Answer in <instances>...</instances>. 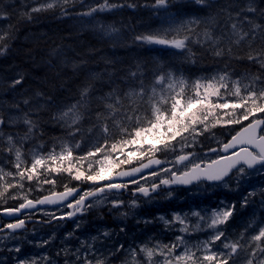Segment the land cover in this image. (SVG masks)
I'll return each instance as SVG.
<instances>
[{
	"label": "rangeland",
	"instance_id": "1",
	"mask_svg": "<svg viewBox=\"0 0 264 264\" xmlns=\"http://www.w3.org/2000/svg\"><path fill=\"white\" fill-rule=\"evenodd\" d=\"M103 1L105 2V0H67L66 3L65 0H36L28 3V10L26 12L29 13V15H33L50 11L49 9L56 6H62L63 8L70 7L75 10L74 12L84 13V15H79L82 16L80 18H73V20H71L73 24L77 22L85 23L87 21L89 22L88 26L94 29L100 37L116 40L120 39L121 31L119 27L113 23L105 22L100 15L98 16L97 11L92 12L91 15L85 14L91 9L96 8L97 5ZM172 1L178 2L179 0H168L166 7L155 6V9L160 11L161 14L158 18L146 24V31L144 30L143 32L144 36L167 31L168 37L171 38L177 35L176 30L179 29L181 37L187 35L188 37H193V40L197 42V45H195L197 53L201 52L199 40H202V42L210 40L209 43L204 45L210 48L217 47L222 40L223 48L228 51L229 49L242 45V40L239 44L235 43L238 37L233 34V30L231 29L232 23H238L242 31L248 33L247 37H257L254 43L255 46H264V37H260L261 34H264V0H259L261 1L260 5L258 9L253 12H245V3L247 8L249 6L255 7L258 3L257 0H207L206 4H198L196 0H188L201 7L212 6L213 9L202 14L194 13L189 9L179 18L174 17L168 12V9L172 6V3H170ZM53 2L55 6L52 8H44L36 12L32 11L33 8H40L42 5ZM112 10L113 8L105 9L101 11V14L111 12ZM245 17H247V19H245ZM190 21H199V23H189ZM248 21L252 23L250 24ZM218 24L219 28L225 31L221 34L224 35L223 37L219 34L211 37V39H206L204 35H202L204 32L209 31V28ZM254 25H259L260 27L256 28ZM11 27V22L4 20V18L0 19V43L11 35ZM217 28H215V30ZM22 39L28 41L33 38L31 36H24ZM152 46H155V43H152ZM253 51L254 50L251 48L246 47V52L248 54L254 53ZM191 57L192 53L188 52L186 55V66L196 75L194 80L200 77L210 78L223 73V67L218 64L211 65L210 57L206 58L203 54H200L198 60L201 63H206V65L200 66L196 65ZM156 58L159 59V56L156 55ZM254 62L256 64L255 67H247L240 72L241 75L249 78L247 81L241 83H249L253 76H258L260 77V81L257 82L256 86L264 87V67H261V64L257 61ZM165 64H168L167 61ZM172 67L173 66H170L165 73L172 72L175 74ZM249 68L251 69L249 70ZM129 71L130 70L127 72ZM13 78L17 79L15 74ZM4 79L5 76L0 73V83H3ZM130 87L132 86L124 84L118 93L123 96ZM157 87L159 88L160 86ZM104 96L106 95L92 93L89 96V102H92L93 105L89 107L88 112L92 111L96 106L95 101L101 103V111L105 112L104 104L100 100V98ZM80 100V96H74L63 104L58 111L57 121L59 129L68 131V136L49 140L44 144H33L31 142L33 132L37 129L36 127L33 129L28 139H22L28 132V125L24 123L26 116H24L19 109L6 108L0 101V119L4 120V124L0 125V168L7 167L4 170L6 173L15 174L17 172L16 168L12 169L15 163V154L14 152L10 153L6 150L8 146L7 137L9 135L13 137L16 146L21 148V159L25 162L26 166H30L33 152H39L42 156H47L53 148H55L56 152H60L62 144L67 143L69 146H72L75 144V138L81 140L84 146L81 147L83 148L82 152H77L75 154L77 156L84 155L94 146L103 144L105 139L108 140L109 144L112 143L114 139L109 140L102 132L99 125L92 130L86 131L80 125L81 120L78 124L70 128L65 120H60L58 118L63 112L67 111L71 105L77 104ZM81 108L82 107L79 108V111L82 113ZM246 123L247 122H245V124ZM22 126H25L22 130L17 129ZM243 126L244 125L224 126V128L219 131H209L205 133L204 136L203 134L198 135L195 138L196 143L194 146L184 148L183 151H181L180 144H172L175 150H169V155L165 158V165L155 170L159 172L160 175L152 176L151 172L136 179L139 183H126L129 189L128 192L126 190L122 193L105 191L104 194H99V196L90 201L87 207L88 212L76 220L70 221L63 218L69 213V209L66 206L41 210L38 215L31 216L37 220L33 221L30 230L26 234H21L19 238L11 234H3L0 236V264H20V261H25L26 264H33V261H35V264H87L88 260L92 261V264H96L98 260L104 261V264H133L132 250H136L137 255L135 256V261L138 262V264H148L147 257L144 253L140 252V248L144 246L148 248H157L160 242H166L160 245L177 244L176 238L182 236L186 244L189 247H193V250H195V246L198 243L208 239L212 230L207 229L205 221L199 220V218L193 216L192 213L199 212L201 216L207 219L212 211H219L224 208H232V216L225 224L219 226L220 229L224 231L227 242L239 240L241 244L246 246L245 249L238 251L237 255L230 261V264H246L247 260L250 258L249 253L255 248L256 243L251 240V237L258 234L259 229L264 227V168L259 167L255 170L246 169L245 174L242 176L235 172L229 179L220 184L200 183L197 186L187 189H167L148 198L140 196L134 197L132 193L133 189L142 186H150L153 183L160 182L161 179L169 178L170 173L162 171L165 168L171 169L172 172L176 173L187 170L185 165L188 162H176L179 155H184L189 152L194 153L195 155L192 157V160L197 163L211 162L217 159L219 156L223 155L221 153L222 144L226 143L229 138L235 135ZM12 127H14L16 132L15 130H10ZM75 128H79L80 131L76 132L75 136L70 135V132L74 131ZM112 128H110V131ZM190 141L191 137H189V142ZM74 149L75 147H73V151ZM209 149H217V151L210 152ZM102 157L103 153L97 154V158ZM53 167H55V165H53ZM38 171L45 172V170L39 168V166ZM61 172L66 173L64 171H60L59 173L49 171L46 173L48 174L47 178L51 180L60 178L59 174ZM74 173L75 169L73 175ZM73 175L70 176L73 177ZM45 178H39L38 180L34 176L31 181L27 179L21 181L18 176L15 178L13 176H5L4 180H0V193H3V195H0V209L6 206L24 203L27 199L35 196L39 197L51 193L53 190H50L51 188L49 187L52 183L39 182L40 180L43 181ZM84 181H86L82 183L86 188L84 192L93 191L100 187V185L93 184L95 182ZM9 183L14 186L7 188V184ZM20 183H23V188L19 187ZM2 184L3 186H1ZM63 185V188H65V186L68 187L66 183ZM164 205L169 208L168 211H161ZM175 205H180L181 208L172 210V207ZM117 211L124 217H126L125 213H127L129 217H134L142 214V211H145V219L141 216H136L135 218L138 223L143 222L144 225L153 223L155 219V217L151 218L150 216H146V212L155 211L158 221L164 224V229L167 232L170 242L164 240L157 241L153 237L155 243H150V235L146 231V228V239L140 242L141 235L144 232L143 229L139 230V232L130 230L128 232L130 236L129 245L125 250L116 252L115 249L119 248L121 244L119 243L114 248L110 240H106L107 238L110 239L111 236L118 238V235H120L117 229L113 230V233L110 232V228L112 227L109 223L110 215H112L122 227L128 228L127 224H130L127 219H121L115 215ZM235 212H240V216L233 219V213ZM175 214H179L186 218V223L189 228L192 229L190 232L185 233L180 231L183 226L174 221ZM162 217L163 219H161ZM165 221H171V223H165ZM197 223L201 225L200 230H195V225ZM100 234L103 236L98 238ZM137 236L138 238L133 239V237ZM241 237H243V239H241ZM124 238L125 236H120L119 240ZM98 242L105 243L104 249L101 252L95 250V248L98 247ZM260 243L264 246V239H262ZM221 245L222 242L218 241L216 249H221ZM100 247L103 248V244H100ZM17 248L19 251H16ZM183 249L184 245L178 244L175 250L176 254L182 253ZM199 254L200 253H198V255ZM256 256L257 259L254 260L253 264H258L259 260L264 259V254L259 251H257ZM163 259L162 256L156 254L152 258V264H160ZM8 261H10V263H8Z\"/></svg>",
	"mask_w": 264,
	"mask_h": 264
},
{
	"label": "snow or ice",
	"instance_id": "2",
	"mask_svg": "<svg viewBox=\"0 0 264 264\" xmlns=\"http://www.w3.org/2000/svg\"><path fill=\"white\" fill-rule=\"evenodd\" d=\"M65 2L67 3V0ZM196 2L198 4H206L207 0H196ZM167 3L168 0H155V6L166 7ZM54 6V2L48 3L40 8H33L32 11H41L44 8H52ZM115 7L117 5L109 4L105 0L99 6V10L103 11ZM95 11L97 9L93 8L85 14L91 15ZM247 11L253 12L255 9L249 6ZM248 22L252 23L251 21ZM189 23H199V21H190ZM254 27L258 28L260 26L254 25ZM231 29L233 34L238 37L235 41L237 44L248 35L247 32L242 31L238 23H232ZM176 31L177 35L171 38L168 37L167 31H165L147 36H138L137 39L148 43L171 45L176 49L183 50L187 47L186 42L189 37L187 35L181 37L179 29ZM203 35L206 39H211L210 32L206 31ZM230 51L231 49H229ZM222 54L223 50L215 52L217 56ZM248 59L257 61L261 64V67H264V52L256 55L249 54ZM131 75L136 76L137 74L131 73ZM258 81H260V77L253 76L249 83L242 84L241 80H232L227 73H222L210 78L198 79L189 84L183 77H177L174 73L167 72L155 74L154 81L148 88L145 87L143 81H140L137 88L130 87L123 96L114 89L107 93L106 96L100 98L104 104L105 112H98L96 121L105 136H109L111 131L108 121L111 120L113 128L119 131L121 136L119 140L109 144L108 140L105 139L103 144L94 146V151L89 150L84 155L79 156H74L73 154V147L79 148V143L72 146L64 143L61 145L60 152H56L55 148H53L47 156H42L39 152H33L32 162L30 166H26L21 159V148L16 146L13 137L9 135L7 137L8 146L6 150L10 153L14 152V167L17 172L15 174L6 173L0 168V180H4L5 176H13L14 178L18 176L21 181L24 179L31 181L35 176L39 180V176L42 173L38 171V166L45 170V176L49 171H55L56 173L64 171L73 175L75 169L73 178L78 181L82 179L91 182L114 180L113 172L121 164L131 163L134 158L142 159L149 154L154 156L160 150L174 151L175 149L171 142L176 141L177 137H180L179 143L181 151H183L184 148L194 146L196 143L195 138L198 135L217 125H244L227 143H223L221 148L224 153H228L230 149L238 148V150L233 151L231 155L219 156L208 163L206 167H201V163L192 160L194 153L189 152L179 155L176 162L184 163L187 161L188 163L185 165L187 170L178 174L172 172L171 169H163V172L170 173L169 178L161 179L160 184L153 183L151 186L152 190H156L161 184H189L200 179L222 181L232 173L233 169L242 176L245 174L246 168L253 169L256 166L264 168V87H257ZM14 83L19 84L21 81L16 80ZM157 86L160 87L158 88ZM90 90L91 86L83 88L81 90V100L77 104L71 105L67 111L58 117L60 120H65L68 127L72 128L82 119L83 114L79 111V108L88 105ZM24 102L28 103L27 100ZM142 105H147L148 116L137 114ZM218 113L220 114L218 115ZM209 117L212 118L211 121ZM245 122L247 123L245 124ZM24 123L28 125V132L22 139L26 140L30 137L36 125L27 117H25ZM3 124L4 120L0 119V125ZM79 131V128H75L74 131L70 132V135L75 136L76 132ZM185 133L188 135L185 136ZM189 137H191L190 142ZM145 145H147L146 148L144 147ZM158 145L162 147H158ZM130 146L137 147L128 151L127 149ZM209 151L216 152L217 149H209ZM98 153H103V157L97 158ZM113 154H116L115 157ZM120 155H125L126 158L119 160ZM85 163L87 164L88 172H91L94 164L98 165V168L91 174H86L85 171L80 170ZM161 163L158 159L150 158L147 164H141L140 167L132 168L130 171L117 172L116 176H135L145 168ZM151 175L158 176L160 173L153 171ZM39 182L55 183L54 180L47 177ZM131 183H139V181L134 179ZM13 186L10 183L7 184V188ZM127 186V184L110 182L93 191L84 192L78 199L67 203L66 206L74 208L75 211H81L85 207V200L88 197L103 193L106 189H121L127 188ZM19 187L23 188V183H20ZM65 188L66 191L64 193L56 194V199L45 197L37 201L26 200L25 203H21L18 207L6 209L5 211L11 215L19 213L22 209L35 208L37 204H55L67 200L69 196H72L77 191V189L67 188V186ZM137 191L148 195L149 190L146 187H140ZM0 195H3V193H0ZM75 211L69 212L67 215L71 217L75 215ZM192 215L198 217L201 221H205L206 228L212 230L208 239L198 243L195 246V250L186 244L182 236L176 238L177 244L158 245L157 248L144 246L140 248V252L145 254L148 264H152V258L156 254L164 258L160 264H230V261L237 255L238 251L246 248L239 240L227 242L224 231L219 227L225 224L232 216V208L214 210L207 219L201 216L199 212H193ZM174 221L183 226L180 229L181 232L188 233L192 230L186 223L185 217L175 214ZM165 223H171V221H165ZM23 226L24 220H18L15 224H8L5 227L14 230ZM200 229L201 225L197 223L195 230ZM262 239H264V227L259 229L258 234L251 237V240L256 243L255 248L249 253L250 258L246 264H253L254 260L257 259V251L264 254V246L260 243ZM218 241L222 242L219 250L216 249ZM178 244L184 245L183 252L180 254H176L175 251ZM16 251H19V249L17 248ZM198 253L200 254L198 255ZM131 254L133 256V264H138L135 261L136 250H132ZM20 264H26V262L20 261ZM33 264H35V261H33ZM87 264H92V261L88 260ZM96 264H104V261L98 260ZM258 264H264V259L259 260Z\"/></svg>",
	"mask_w": 264,
	"mask_h": 264
},
{
	"label": "trees",
	"instance_id": "3",
	"mask_svg": "<svg viewBox=\"0 0 264 264\" xmlns=\"http://www.w3.org/2000/svg\"><path fill=\"white\" fill-rule=\"evenodd\" d=\"M31 1L36 0H0V19L4 18L12 24L11 35L0 43V73L5 76L4 82L0 83V101L8 109H19L24 116L35 123L37 129L33 132L31 141L33 144H44L49 140L68 135V131L59 129L58 111L72 97H81V90L87 86H91L89 96L92 93L106 95L114 89L120 91L124 84L137 88L140 81H143L145 87L148 88L152 85L155 74L165 73L170 66H173L177 77H183L191 84L195 81L196 75L186 66V55L189 49L192 53V60L199 66L206 65L198 60L200 54L206 58L210 57L211 65H229L238 73L247 67L256 66L254 60L248 59L249 54L243 43L229 52L223 48L222 40L217 47L211 48L204 46L210 40H205V42L199 40L201 52L197 53L195 49L197 42L193 40V37H189L186 42L187 47L183 50L171 45H156V43L152 46V43L138 40V36H144L146 24L161 14L155 9V0H107L109 4H115L117 7L103 14L99 6L104 1L97 5L98 16L100 15L105 22L119 27L121 37L117 40L100 37L94 29L88 26L87 21L73 24L71 20L82 17L79 15H84V13L74 12L75 10L70 7L58 6L44 13L29 15L26 11ZM170 3L172 6L168 12L176 18L181 17L189 9L199 14L213 9L212 6L201 7L188 0ZM208 30L211 37L225 32L219 28V24ZM24 36H31L33 39L27 41L22 39ZM260 37H264V34ZM251 49L254 50L252 55L264 52V46L254 45ZM217 50H223V54L215 55ZM166 61L168 64H165ZM128 70L130 71L127 72ZM131 73L137 75L132 76ZM14 74L17 79L13 78ZM198 79L203 78L196 80ZM16 80H20L21 83L15 84ZM240 80L241 82L247 81L246 78ZM25 100L28 103H25ZM95 104L96 106L90 112L88 109L93 105L92 102L81 108L83 117L80 125L86 130L99 125L96 121V114L102 112L101 103L95 101ZM137 114L148 116L147 105H142ZM211 119L209 117L210 121ZM108 124L110 128L113 127L111 120ZM24 127L17 129L22 130ZM223 128L224 126L217 125L203 132V136L209 131H219ZM10 130L15 129L12 127ZM107 137L114 141L121 138L118 129L115 128L111 129V135ZM179 141L180 137H177V140L171 143L179 145ZM135 147L137 146H130L127 150L131 151ZM144 147L146 148L147 145ZM158 147L162 146L158 145ZM76 153L77 151L73 152L74 156H77ZM113 155L115 157L116 154ZM155 155L168 156L169 150L157 151ZM151 156L149 154L142 159L134 158L131 163L121 164L114 172ZM125 158V155L119 156V160ZM1 168L5 170L7 167ZM97 168L98 165H93L91 172L96 171ZM80 170L91 174L87 171L86 163ZM40 173L42 174L39 178L48 176V174L45 176L43 172ZM59 176L60 178H53L55 183L50 184V190H62L65 183L68 186H76L86 182L84 179L75 180L68 173L61 172Z\"/></svg>",
	"mask_w": 264,
	"mask_h": 264
},
{
	"label": "water",
	"instance_id": "4",
	"mask_svg": "<svg viewBox=\"0 0 264 264\" xmlns=\"http://www.w3.org/2000/svg\"><path fill=\"white\" fill-rule=\"evenodd\" d=\"M238 149V148H237ZM234 150H236V149H230L229 150V152H232V151H234ZM228 152V153H229ZM225 154H227V153H225ZM151 159H158V160H160L161 162H162V160L161 159H159L158 157H154V158H151ZM149 162V159L148 160H146V161H144L142 164H147ZM208 164V163H207ZM206 164V165H207ZM206 165H205V167H206ZM141 166V164L140 165H138V166H136V167H133V168H137V167H140ZM162 166V163L161 164H159V165H156V164H153V165H151V167H148V168H145L142 172H140V173H137L135 176H122V177H120V176H116V173H114L113 174V177H114V180H104V181H99L98 183L99 184H103V183H110V182H125V181H129V180H132V179H135V178H138V177H140V176H142V175H144L145 173H147V172H149V171H152V170H154V169H156V168H158V167H161ZM201 167H202V165H201ZM256 167H258V166H256ZM132 168H130V169H125V170H120V171H130ZM235 169H233V171H234ZM120 171H118V172H120ZM232 171V172H233ZM231 174V173H230ZM228 177V176H227ZM227 177H225L224 178V180L227 178ZM202 180H206V179H200V180H198V181H193L192 183H189V184H169V185H163L164 187H179V186H182V187H189V186H191V185H193V184H196V183H199L200 181H202ZM206 181H209V180H206ZM223 181V180H222ZM222 181H211V182H222ZM146 188H148V195H144L143 193H141V192H139V191H137V190H135L134 191V193L135 194H141V195H144V196H149V195H151L152 193H157L158 192V189L159 188H157L156 190H151L152 189V187H146ZM124 188H121V189H112V190H117V191H122ZM106 190H108V189H106ZM65 191H63V192H60V193H64ZM79 192H80V189H77V191L72 195V196H69L68 198H67V200H64V201H61V202H58V203H55V204H37L36 205V207L35 208H31V209H22L19 213H17L18 215L19 214H21V213H23V212H26V211H29V210H36L38 207H41V206H43V207H45V206H57V205H61V204H65V203H67V202H69V201H71L72 199H74L78 194H79ZM56 194H59V193H55V194H51V195H48V196H45V197H50V198H52V199H56L57 198V196H56ZM98 194V193H97ZM96 196V195H95ZM95 196H90V197H88L86 200H85V204H86V202L89 200V199H91V198H93V197H95ZM45 197H43L42 199H44ZM5 213V212H4ZM77 215H76V213H75V215H73V216H71V217H67V218H69V219H74L75 217H76ZM8 218H12L11 216H8ZM22 228H20V229H18V230H21Z\"/></svg>",
	"mask_w": 264,
	"mask_h": 264
},
{
	"label": "flooded vegetation",
	"instance_id": "5",
	"mask_svg": "<svg viewBox=\"0 0 264 264\" xmlns=\"http://www.w3.org/2000/svg\"><path fill=\"white\" fill-rule=\"evenodd\" d=\"M37 199H39V197L35 196V197L29 198L27 200L36 201ZM20 204L21 203L1 208L0 209V215H2V212L5 209H14V208L18 207ZM68 209H72L73 211H75L74 208H68ZM36 215H38V211L32 212V213L27 212V213H24V214H22L21 216H19L17 218H11V219H5L3 216L0 217V229H2V231H0V236L3 235V234H11V235L16 236L17 238H19L21 234H23V233L26 234L30 230L33 221L37 220V219H35L34 217H31V216H36ZM18 220H24V226L22 227L23 230L19 231L18 229H20V228H17V229L13 230V229H8L7 227H5L8 224H15Z\"/></svg>",
	"mask_w": 264,
	"mask_h": 264
},
{
	"label": "bare ground",
	"instance_id": "6",
	"mask_svg": "<svg viewBox=\"0 0 264 264\" xmlns=\"http://www.w3.org/2000/svg\"><path fill=\"white\" fill-rule=\"evenodd\" d=\"M56 7H58V6H56ZM56 7H54V8H56ZM61 8H62V6H60ZM54 8H52V9H54ZM52 9H49V10H52ZM88 76H86V78H87ZM88 79V78H87ZM92 82V81H91ZM77 186H83V184H80V185H77Z\"/></svg>",
	"mask_w": 264,
	"mask_h": 264
}]
</instances>
